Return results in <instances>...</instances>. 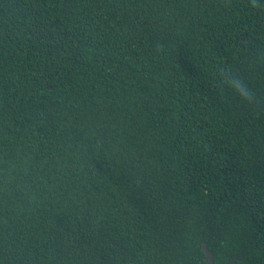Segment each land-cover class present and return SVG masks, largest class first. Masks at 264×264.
<instances>
[{
	"label": "trees",
	"instance_id": "16d2710c",
	"mask_svg": "<svg viewBox=\"0 0 264 264\" xmlns=\"http://www.w3.org/2000/svg\"><path fill=\"white\" fill-rule=\"evenodd\" d=\"M264 264V0H0V264Z\"/></svg>",
	"mask_w": 264,
	"mask_h": 264
},
{
	"label": "water",
	"instance_id": "95a60500",
	"mask_svg": "<svg viewBox=\"0 0 264 264\" xmlns=\"http://www.w3.org/2000/svg\"><path fill=\"white\" fill-rule=\"evenodd\" d=\"M203 249L206 253L205 255V259L207 260V264H216L215 260H214V256H213V252L208 248L207 243L203 244ZM244 257L241 258H234L232 261L226 263V264H234L235 262H237L239 259L243 260Z\"/></svg>",
	"mask_w": 264,
	"mask_h": 264
}]
</instances>
